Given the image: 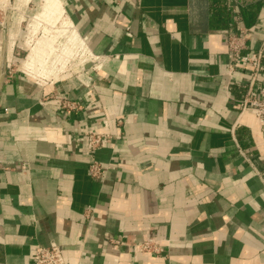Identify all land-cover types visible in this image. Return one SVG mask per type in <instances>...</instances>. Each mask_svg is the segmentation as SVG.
I'll list each match as a JSON object with an SVG mask.
<instances>
[{
  "label": "crops",
  "instance_id": "1",
  "mask_svg": "<svg viewBox=\"0 0 264 264\" xmlns=\"http://www.w3.org/2000/svg\"><path fill=\"white\" fill-rule=\"evenodd\" d=\"M44 18L57 30L8 77L0 17V264L38 246L65 264H264V128L228 49L242 28L259 48L264 0H48ZM91 129L111 135L93 154Z\"/></svg>",
  "mask_w": 264,
  "mask_h": 264
},
{
  "label": "built area",
  "instance_id": "2",
  "mask_svg": "<svg viewBox=\"0 0 264 264\" xmlns=\"http://www.w3.org/2000/svg\"><path fill=\"white\" fill-rule=\"evenodd\" d=\"M250 29L242 28L239 32L232 34L228 39V49L230 56L229 75L233 74L241 67L249 70V85L239 101V108L242 113L252 112L260 124L264 128V83L259 84L261 75L264 73V39L255 51H247V39ZM17 58L7 59L5 67L8 70V77L12 76L16 67L20 52L16 54ZM60 106L65 110H76L78 104L67 99H61ZM87 139L88 152L93 154L97 150L103 148L111 138L110 134L103 133L98 129H91L85 133ZM107 168L97 161H93L89 165L90 175L95 179H102ZM111 241V240H110ZM118 245L120 241H114ZM140 252H160L161 249L151 241H144L137 247ZM33 264H65L63 249L60 247H41L38 246L32 253Z\"/></svg>",
  "mask_w": 264,
  "mask_h": 264
},
{
  "label": "rangeland",
  "instance_id": "3",
  "mask_svg": "<svg viewBox=\"0 0 264 264\" xmlns=\"http://www.w3.org/2000/svg\"><path fill=\"white\" fill-rule=\"evenodd\" d=\"M47 4L48 0H0V17L10 32L11 42L18 46L21 57L28 53V41L35 38L38 42V39L49 37L53 30H57V26L49 24L44 18Z\"/></svg>",
  "mask_w": 264,
  "mask_h": 264
}]
</instances>
